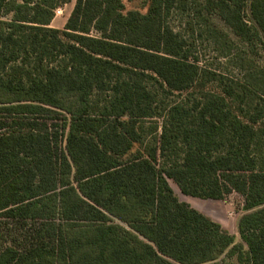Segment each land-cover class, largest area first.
Here are the masks:
<instances>
[{"label": "trees", "instance_id": "1", "mask_svg": "<svg viewBox=\"0 0 264 264\" xmlns=\"http://www.w3.org/2000/svg\"><path fill=\"white\" fill-rule=\"evenodd\" d=\"M70 1L0 0V264H264V67L204 69L168 22L193 1L264 46V0H76L52 27ZM170 180L241 195L240 242Z\"/></svg>", "mask_w": 264, "mask_h": 264}, {"label": "rangeland", "instance_id": "2", "mask_svg": "<svg viewBox=\"0 0 264 264\" xmlns=\"http://www.w3.org/2000/svg\"><path fill=\"white\" fill-rule=\"evenodd\" d=\"M75 3L76 0H71L57 9L52 27L57 29L65 27ZM124 3L128 11H139L144 14L147 12L149 1L124 0ZM187 7L185 11L175 10L168 22L185 39L193 59L202 68L235 80H243L245 69L249 67L250 63L264 67V46L262 43L248 44L242 42L216 15L203 11V16H200L201 9L193 1H189ZM217 36L221 37H219L218 42H216ZM204 91H219L218 84L209 82ZM186 96L185 93H174L166 97L165 102H179ZM170 184L181 201L190 204L221 224L224 230L236 237V243L240 242L238 221L244 214V200L241 195L233 193L225 200H203L185 196L172 180H170ZM116 222L125 227L128 226L126 222L121 220L116 219ZM79 231L78 229L77 232ZM234 260L224 253L218 262L235 264Z\"/></svg>", "mask_w": 264, "mask_h": 264}]
</instances>
